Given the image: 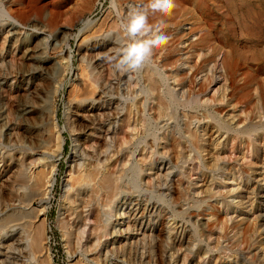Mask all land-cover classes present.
Wrapping results in <instances>:
<instances>
[{"label": "rangeland", "instance_id": "obj_1", "mask_svg": "<svg viewBox=\"0 0 264 264\" xmlns=\"http://www.w3.org/2000/svg\"><path fill=\"white\" fill-rule=\"evenodd\" d=\"M3 1L7 16L0 17V78H8V83L0 85V264L126 263L123 262L122 251L107 255L106 249L100 254L103 258L93 263L90 259L98 255H87V258L63 231L65 223L61 221H67L68 214L60 218L66 188L70 184L69 170L71 166L80 163L75 147L82 135L74 125V110L82 99L92 96L95 92L92 84L98 78L109 83L105 89L107 94H103V89L97 90L103 97L97 106L114 100L122 102L125 108L133 97L140 103L145 96L141 95L142 88L149 87L152 92L148 104L155 108L149 117L158 118L157 103L163 96L166 101V115L157 127L158 142L154 144L159 153L154 156L152 173L149 172L157 195L145 192L135 195L134 198L141 203L142 208L139 207L137 212L136 209L130 211V207L126 210V218L135 215L143 223L141 232L131 233L135 234L134 242L137 241L139 245V257L134 264H264V152H256L258 144L255 140L251 147L247 136H233L226 129L218 132L217 123H213L215 113L227 123L232 108L228 106L218 114V105L213 106L215 61H220L225 69L228 93H233L235 103L239 99L242 102L238 105V113L240 109L253 112L256 104L254 99L251 101L247 97L248 94L252 97L254 88H245L249 83L248 77L253 76L255 66H247L244 62L235 65L229 54L232 47L240 48L245 43L241 41L254 35L252 26L246 22V0H176L177 6L169 15L149 10V23L159 28L160 34L169 37V40L153 49L151 60L141 68V73L140 69L124 71L121 79L118 78L117 69H114L116 73L109 69L100 71L95 67L98 63L93 56L87 54H91V48L97 43H117L124 47L127 43L124 31L114 27L112 29V25L126 21L131 10L147 5L149 0H115V7L111 6L112 0H26L22 6L18 5L21 0ZM8 9L25 27L36 23L45 29L47 36L62 31H67L69 35L65 43L51 50L56 66L42 88L39 89L35 81L27 96L20 92L17 84L20 59L16 41L22 35L9 41L7 26L14 20L8 17ZM109 16L110 29H107L104 36L91 39V29L98 28L105 17ZM85 18L97 22L88 28L81 23ZM244 26H247V30ZM23 31L19 29V33ZM87 40L89 42L83 45ZM121 54L116 59L112 55L110 60L115 62H108L109 66L115 67ZM246 55L250 56L251 52ZM231 62L233 68L229 67L233 66ZM156 68L162 75H166L167 80L161 83V77L154 75ZM148 75H153L150 81ZM255 77L260 83L264 82V73ZM134 81L135 84L139 82L136 87L132 84ZM234 83L236 88L232 92ZM196 101L200 102L197 104L199 106L195 104ZM24 105L34 110V117L29 121L21 118L17 112ZM141 112L135 109V117H143ZM116 126L114 123L113 127ZM24 131L32 135L34 143L25 138ZM61 138L64 147L59 157L57 144ZM166 142L169 144L168 152L163 149ZM38 145L44 147L43 153L36 157L38 163L17 174L15 171L23 156L31 154ZM217 145L220 152H226L228 156L233 153V159L227 160L229 164H220L218 167L213 165V149ZM251 151L256 153L257 165L243 159ZM225 169L230 171L228 179H235V187H232L231 180L221 183L220 177L225 175ZM39 172H44L46 182L55 180L52 191H46V200L50 198L47 205H43L41 194L49 184L45 189L33 187L32 178ZM214 183L218 184L216 194L213 193ZM239 184L242 190L238 189ZM20 185L23 188L20 191L21 201L16 197ZM158 195L168 203L175 201L177 209L185 212L184 218H173L167 204L156 199ZM195 201H202L200 208L195 205ZM147 204L151 206L144 214ZM175 221L179 223L180 230L172 235L176 238V247L182 246V250L176 253L175 261L172 262L171 255L177 248L174 250L170 247L168 236L164 238L162 234L168 228L174 230L172 225ZM120 224L117 223V226ZM195 225L197 230L194 229ZM125 239L124 244H129ZM113 242L120 247L117 240ZM110 246L109 249H112ZM105 255L108 256V262L104 261Z\"/></svg>", "mask_w": 264, "mask_h": 264}, {"label": "bare ground", "instance_id": "obj_2", "mask_svg": "<svg viewBox=\"0 0 264 264\" xmlns=\"http://www.w3.org/2000/svg\"><path fill=\"white\" fill-rule=\"evenodd\" d=\"M2 1L0 2V17H5L7 16L3 6L5 3L4 1L3 2ZM25 1L26 0L18 1V5L19 6L24 5ZM246 7L248 8V11L246 12V20H247L246 22L249 23L248 24L249 26H252V30L250 29V27L248 29L254 31V35L247 37V39L244 37L245 39L241 41L242 43L245 42L244 45L242 46L240 45L241 46L240 48L232 47V51L229 54L233 59V62H235L234 63L235 65H237L239 62L241 63L244 62L247 66L248 65L255 66L256 69L253 73V76L248 77L249 83H247L245 88L246 89L254 88L252 97L249 94L247 95V97L249 96V100L251 101L252 99H254L256 101V104L253 112H250L249 109L248 111L246 110L243 111V109H240V113H238V107H239L238 105L242 102H239L240 99L239 100L237 99L238 101L236 100L237 103H235L234 102L235 98H233L232 96L233 93L232 94L228 93L229 90L227 85L228 77L226 78V72L224 73L223 71L224 67L220 64V61H215L213 63V106L218 105V107L216 108L218 114L221 111L223 112V110L226 109L228 106H232V108H230V120L227 123H224L223 120H220V118L217 115H215L216 113L213 114V123H217L216 128L218 132H221L222 130L226 129L227 132L232 133L233 136L234 135L247 136L249 138L251 147L253 146L252 141L255 140L258 144L256 146V150H257L256 152L260 153V152H264V82L260 83L259 81H257L255 75L264 73V0H246ZM8 15L10 19L14 20L7 26V29H9L7 34L9 41L15 40V37L18 35L19 37L20 35H22L20 40L16 41L19 59H20V64L18 65L19 67L17 66L18 78L17 77L16 78L18 81L17 84H19L18 88L20 89V92H22L25 96H27L30 91L31 85L35 81H37L36 82L38 84L37 87L39 89L42 88L48 75L51 74V72L56 66L54 54L52 55L53 52L51 53V50L54 51L59 44H61L62 42L65 43L66 40L69 38V35L67 31H62L58 34L47 36L46 31L42 26L36 23H32L25 27L12 15L11 10L8 11ZM105 18L106 19L103 22H101L102 24H100L98 28L94 27L91 29V31L93 32V36L91 37V39L94 37L100 38L104 36L107 29L110 27L109 24L111 22L110 16L109 18L107 17ZM115 21L116 20L112 21V23ZM96 22L97 21L92 22L89 18H85L81 21V23L85 24V26H87L88 28L93 26ZM121 22L123 23L125 21H121ZM247 23L245 24L247 25ZM121 24L117 22L114 25H112L111 28L113 29L114 27L115 29L121 30L122 29ZM85 28L83 29V31L85 30ZM246 28L247 26L245 27V29ZM19 29H23L25 32L23 31V33H19ZM88 42L89 40L84 41L83 45L87 44ZM122 48H123L122 45L117 43H111V44H108L107 42L97 43L95 44V46L91 48L92 51L91 54L89 53L86 54L88 56L89 55L93 56V59H95L96 63H98L97 66L95 67H97L100 71L104 72L105 70L109 69L111 70L112 73L114 72L116 73V71L114 70L116 68L113 67L112 65L109 66L108 62H115L110 60V57L112 55H115L114 58L115 59L118 58L119 54L122 53ZM249 52H251V55L247 56L246 54H248ZM227 62L229 61L227 60ZM229 67L233 68L234 65ZM139 72L141 73V69ZM118 73H119L117 74L119 75L118 78L120 77L121 79V77L124 75V71H118ZM154 73H155L154 75H159L161 77L162 79L161 83L167 80L166 75L165 74L162 75L157 68L154 69ZM83 76L84 74H82V77ZM152 77L153 75L150 76L148 75L147 79L150 81ZM85 79L87 78L85 77ZM88 80H90V78ZM233 80H235V78H233ZM84 81L86 82L87 80ZM7 83H8V78H4V77L0 78V85H4ZM108 83L109 82H107V80L103 81L101 78H98L95 81V83L92 84L95 89V92L92 94L91 97H86V98L83 97L84 99L80 101L79 105L74 110V114L76 117L75 119L76 124L74 125H76L78 131L82 135V138L79 139V142H77L78 144L75 147V149L78 150V152H76L75 154L76 155L79 154L78 158L80 159L78 160H80V163L78 164L76 163L75 166H71V170H69L70 184L66 188L67 192L65 194L64 201L62 203L60 218H63L65 213L68 214L67 221L65 220L61 221L62 223H65V228H63V231L67 234V236L70 237L72 242H74L75 247L79 251H81V253H84L86 256L98 255L97 258L90 259L93 263H98L100 261L102 257L100 254L103 249H106L107 255L110 253L115 254L122 251L123 262H126L127 264H134L136 258L139 257V254H137L139 245L137 241L134 242L135 234L132 235L131 233L141 232V229L143 228V223H141L140 220L135 215L134 216L131 215L126 218L127 216L126 210L130 207V211L136 209L135 212H137L142 208L141 203L134 198L135 195L142 194L143 192L148 194H156L157 192L154 182L151 179V173L153 171L154 162H155L154 156L159 153L158 150L154 147V144L158 142L157 127L160 125V120L164 118V116L166 115L164 111L166 101H164V96H163V99L160 98V100L157 103L158 105L156 107V110L159 112L158 118L149 117L151 116L150 115L151 112L155 109L154 106L148 104L149 101L151 100L149 94H151L152 92L149 87L142 88L141 95L143 96L145 95V96L143 97L142 101H140V103L139 102L137 103L138 100H135L136 97H133L132 99L130 98V102L125 108L122 107L123 106L121 104L122 102L119 103L114 100L111 101L109 100L108 101L109 103L106 102L104 103V105L97 106L96 104L98 102L100 103V99L103 98L101 93H98L97 90L103 89L104 91L103 94L106 93L105 89ZM138 83L139 82L135 84L134 81L132 84H135L134 86L136 87ZM130 85L131 84H129V86ZM132 87H131V95H132ZM234 88H236L235 83L232 86V92ZM116 91L117 90H115V92ZM165 94L167 95V92H165ZM112 102L114 104H111ZM199 103L200 102L197 101L195 102L196 105ZM171 106H173V104ZM135 109L141 110L142 111L141 114H144L143 117H137V116L135 117L136 115ZM107 111H109V113ZM17 112L20 115V117L26 121H29L34 117V110H32L31 108H29V106L26 105L21 106ZM240 119H241L240 124H238L237 126V122ZM114 123L117 124L116 127H113ZM24 134H25V138L29 140V142L34 143L33 142L34 138L32 137L31 134H29L27 131H24ZM35 134L37 135V133ZM58 141H59L57 144L58 153H59L58 156L61 157L63 154L62 150L64 144L62 138L59 139ZM168 147H169L168 143L163 146L164 152L165 151L168 152L167 150ZM34 148L35 149L32 150L33 152L31 151L32 152V153L30 152L31 154H25L21 159V163L17 165L16 169L18 170L15 171L17 174L22 173L23 170L31 166H35L38 163L37 161L38 159H36V157L39 154L43 153L44 147L38 145L35 146ZM255 154L256 153L251 151L250 154L244 155L243 157L244 161H248L249 163H253L257 165L256 163L257 158H255ZM234 156L236 157V154ZM180 158L183 157L180 156ZM232 159H233V153H231V155L228 156L226 155V152H220L218 149V145L215 149H213L214 166L218 167L220 164L227 165L229 164L227 160L231 161ZM194 168H190V169L194 170ZM219 171H221V169H219ZM224 173L225 175H222L220 177V180L222 181L221 183L228 182V180L229 181L231 180L232 184L235 183V179L234 180L233 178L228 179L230 177V171H228V169H225ZM46 178L47 177L44 175V172L43 173L39 172L32 178L34 180L33 187L35 188L38 187L45 189L46 185L49 184L45 189V192L41 194L43 205L44 204L47 205L50 199L48 198L46 200V196L48 195L46 194V191L48 189L52 191V189L55 186V180H51V182L48 183L46 182ZM143 182L145 187H143ZM200 183L201 182H198V184ZM217 185H218L217 183L213 184V193L215 194H216L215 190L218 188ZM219 185L221 187V184ZM220 187L219 189H221ZM232 187H235L234 184L232 185ZM237 187L239 190H242L241 189L242 185L239 184L237 185ZM22 190H23L22 185H20V188L17 189L16 191V197L20 199V201L22 198V192L20 191ZM232 191L233 188H231V192ZM161 197L162 196L158 195V198L156 197V199L158 200V202H164V204H167V208L169 209L168 211H170V214L173 216V218L175 219L184 218L185 212H182L177 209L178 204L175 201L174 203H168L169 201ZM151 199L153 201V197ZM201 203L202 201L200 202L195 201V205L199 206L198 208H200ZM150 206H151L150 204H147L145 206L146 208L143 211L144 214L148 211ZM114 218H116V221H114ZM120 222L121 224L117 226V223ZM125 225H127L126 228H124ZM172 226H174V230L168 228V230L163 232L162 236L164 238L168 236L169 246L175 250L177 248L176 238H173L172 234L179 232L180 225L177 221H175ZM118 227L121 228H119L118 230ZM194 229L197 230L198 227L195 225ZM125 237H128L126 239L128 242H130L129 244H124ZM116 240L118 241V243H120L119 248L115 246L113 242ZM74 244L72 245L74 246ZM110 245L112 246V249H109ZM181 250H182V246L178 247L176 249V252H174L171 255L172 262L175 261L176 253L180 252ZM158 252H160V249H158ZM107 255L104 256L105 257L104 261L106 262H108ZM88 256L87 258H89Z\"/></svg>", "mask_w": 264, "mask_h": 264}, {"label": "clouds", "instance_id": "obj_3", "mask_svg": "<svg viewBox=\"0 0 264 264\" xmlns=\"http://www.w3.org/2000/svg\"><path fill=\"white\" fill-rule=\"evenodd\" d=\"M115 7V0H112ZM176 0H149L147 5L133 9L128 18L121 24L127 43L124 45L121 59L115 65L118 71H137L148 64L153 49L166 44L169 37L160 34L159 28L149 23V10L169 15L176 7Z\"/></svg>", "mask_w": 264, "mask_h": 264}]
</instances>
